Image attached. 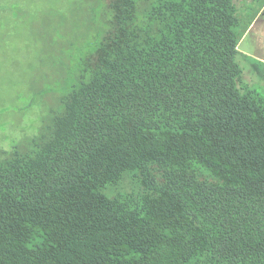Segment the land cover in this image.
<instances>
[{
  "label": "trees",
  "instance_id": "trees-1",
  "mask_svg": "<svg viewBox=\"0 0 264 264\" xmlns=\"http://www.w3.org/2000/svg\"><path fill=\"white\" fill-rule=\"evenodd\" d=\"M82 2L58 107L0 154V264H264V63L239 49L264 0Z\"/></svg>",
  "mask_w": 264,
  "mask_h": 264
},
{
  "label": "rangeland",
  "instance_id": "rangeland-1",
  "mask_svg": "<svg viewBox=\"0 0 264 264\" xmlns=\"http://www.w3.org/2000/svg\"><path fill=\"white\" fill-rule=\"evenodd\" d=\"M85 1L88 6L91 4L99 8L97 0ZM108 4L109 0H104L105 13ZM83 7L87 8L82 0H0L1 155L35 136L49 112L58 107L62 89L59 85L58 91L52 88L45 80V74L53 69L54 62L62 61L61 54L65 62L70 64L64 52L58 56V50L71 41L70 36L61 29L70 25L78 27L76 21L81 18L79 13L83 12ZM89 14L90 11H87L82 15L81 26L84 20L89 23L94 21ZM103 19L106 20L105 15ZM82 28L86 31L91 29ZM76 41L73 42L76 44ZM67 47L64 46V49L67 50ZM241 50H244L243 45ZM239 61L249 84L262 81L258 75L248 74L252 70L248 62ZM60 75L54 72L48 76L49 83L60 80ZM261 83L264 87V81ZM43 89L58 94L49 92L40 95ZM262 92L264 94V89ZM128 183L126 181L124 184L126 188Z\"/></svg>",
  "mask_w": 264,
  "mask_h": 264
},
{
  "label": "crops",
  "instance_id": "crops-1",
  "mask_svg": "<svg viewBox=\"0 0 264 264\" xmlns=\"http://www.w3.org/2000/svg\"><path fill=\"white\" fill-rule=\"evenodd\" d=\"M242 45L244 50H241ZM239 49L246 55L264 63V8L243 37Z\"/></svg>",
  "mask_w": 264,
  "mask_h": 264
}]
</instances>
